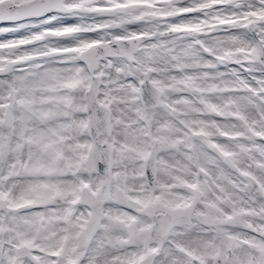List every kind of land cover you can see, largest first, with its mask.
<instances>
[{
    "label": "snow or ice",
    "instance_id": "obj_1",
    "mask_svg": "<svg viewBox=\"0 0 264 264\" xmlns=\"http://www.w3.org/2000/svg\"><path fill=\"white\" fill-rule=\"evenodd\" d=\"M0 264H264V0H0Z\"/></svg>",
    "mask_w": 264,
    "mask_h": 264
}]
</instances>
